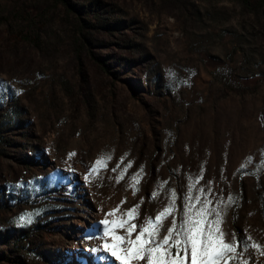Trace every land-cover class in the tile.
<instances>
[{"label":"rangeland","instance_id":"1","mask_svg":"<svg viewBox=\"0 0 264 264\" xmlns=\"http://www.w3.org/2000/svg\"><path fill=\"white\" fill-rule=\"evenodd\" d=\"M249 1L0 0V264H106V213L139 204V225L175 190L179 220L189 184L264 264V0Z\"/></svg>","mask_w":264,"mask_h":264},{"label":"snow or ice","instance_id":"2","mask_svg":"<svg viewBox=\"0 0 264 264\" xmlns=\"http://www.w3.org/2000/svg\"><path fill=\"white\" fill-rule=\"evenodd\" d=\"M69 155L71 157L75 153ZM110 159L109 156L107 159L102 157L95 161V166L85 175V180L89 181L93 173H98L101 167H106L107 160ZM248 162H251V158H248ZM130 167L131 164H128L124 168L117 177V182L123 179ZM141 175L142 169L131 178L133 194L138 191L135 186L139 183ZM159 187L162 188L163 184ZM194 187L195 184L188 186L183 214L179 220L174 215L177 210L175 190L171 191L168 205L155 218H145L139 225L134 222L139 217V204L119 215H117L119 206L109 211L105 218L99 221L102 226L100 240L103 243L92 251L103 252L102 259L106 264H248V260L244 259L247 250L249 248L259 250L261 246L251 242V237L246 238L248 242H242L235 237L233 241H227L220 227L221 211L210 207L213 201L207 198L205 189H199L200 195L193 196ZM158 194L153 192L152 197ZM227 200L234 202L230 195ZM123 203L124 201L121 202ZM108 217L115 218L110 220ZM169 217H172L170 227L161 236L163 223ZM20 219L22 222H31L30 216H23ZM260 254L264 255V251Z\"/></svg>","mask_w":264,"mask_h":264},{"label":"trees","instance_id":"3","mask_svg":"<svg viewBox=\"0 0 264 264\" xmlns=\"http://www.w3.org/2000/svg\"><path fill=\"white\" fill-rule=\"evenodd\" d=\"M248 4H250L251 5V2L248 0Z\"/></svg>","mask_w":264,"mask_h":264},{"label":"bare ground","instance_id":"4","mask_svg":"<svg viewBox=\"0 0 264 264\" xmlns=\"http://www.w3.org/2000/svg\"><path fill=\"white\" fill-rule=\"evenodd\" d=\"M90 222H92V221H90Z\"/></svg>","mask_w":264,"mask_h":264}]
</instances>
